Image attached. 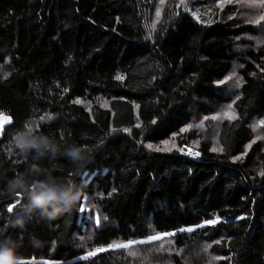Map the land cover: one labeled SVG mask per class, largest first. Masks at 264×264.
Segmentation results:
<instances>
[{"label":"trees","instance_id":"1","mask_svg":"<svg viewBox=\"0 0 264 264\" xmlns=\"http://www.w3.org/2000/svg\"><path fill=\"white\" fill-rule=\"evenodd\" d=\"M218 1L0 0V240L24 264H264V20ZM25 123L88 160L21 153ZM32 164L76 183L71 212L26 210Z\"/></svg>","mask_w":264,"mask_h":264},{"label":"clouds","instance_id":"2","mask_svg":"<svg viewBox=\"0 0 264 264\" xmlns=\"http://www.w3.org/2000/svg\"><path fill=\"white\" fill-rule=\"evenodd\" d=\"M13 142L21 153L34 154L37 160L59 153L81 165L88 160L85 146L73 143L62 147L54 137L37 132L28 123L15 133ZM27 175L32 177L31 183L22 177L13 183L12 188H19L23 192L27 199L26 210L38 212L41 218L53 220L63 213H69L81 199L82 191L73 180L53 176L51 171L38 164H32ZM19 246L11 238L0 240V264H21L17 252Z\"/></svg>","mask_w":264,"mask_h":264},{"label":"rangeland","instance_id":"3","mask_svg":"<svg viewBox=\"0 0 264 264\" xmlns=\"http://www.w3.org/2000/svg\"><path fill=\"white\" fill-rule=\"evenodd\" d=\"M227 0H219L218 2H226ZM232 5L236 6H240V11H239V15L241 18L248 20V21H252V20H256L259 17V14L256 12V10H258V7L253 4L251 2V0H236V2L232 3ZM264 8V5L261 7ZM211 9V8H210ZM212 10V9H211ZM194 19L195 21L202 23V24H207L210 23L209 18L206 17L205 15H203L202 13H194ZM262 26H264V21L263 23H261ZM263 34H264V30H263ZM233 78L236 80L235 76L233 75ZM224 110L223 109H219L216 112L210 114V121H213L214 124L220 123L222 120L224 119H229L231 117V115H224ZM213 117H218L216 119H213ZM205 123V119L202 118L200 122H197L195 125H193L191 128H194L196 130H204L206 127V125H204ZM253 124V123H252ZM252 127L254 129H256L259 133H260V129L258 127H256V124H253ZM189 129V127H188ZM187 128H185L183 131H186ZM216 133H217V127L213 128V132L211 135V151H217V153H219V149H217V142H216ZM182 134V131H181ZM181 134L178 135L177 138L172 137L171 139H169L168 141L164 142L161 145V149H163L164 151L167 150H172L175 148V146L177 145L176 142H178V139H180ZM258 139V138H256ZM197 148V144L194 142L193 145L191 147H183L179 150V154L183 155V156H194V152L195 149Z\"/></svg>","mask_w":264,"mask_h":264},{"label":"snow or ice","instance_id":"4","mask_svg":"<svg viewBox=\"0 0 264 264\" xmlns=\"http://www.w3.org/2000/svg\"><path fill=\"white\" fill-rule=\"evenodd\" d=\"M157 15H159V13H157ZM260 20H264V15L260 16L255 22L259 23ZM232 77H228V79H231ZM117 79H123V77H117ZM242 84V80H238L237 81V86H240ZM229 110H231V106H229ZM224 115H228V113H225ZM50 118V117H49ZM218 117H213V119H216ZM43 119V117H42ZM5 122H10V118H7L5 117L3 114H0V132L3 131V128H4V123ZM261 125L264 126V121H261ZM149 147L151 148L152 146L149 145ZM261 175H264V172L261 173ZM18 196L20 195L19 193L17 194ZM16 203H19V200H17ZM16 207V204H13V205H10L9 208H8V211L9 212H12L13 211V208ZM81 211L83 212L84 211V207L82 206L81 207ZM217 221H209L208 223L210 224H214L216 223ZM99 223V217H97V224ZM192 229H188V231H191ZM152 240H158V239H161L160 236H153L151 238ZM130 245L129 244H124V245H116V247H129ZM105 249H98V251H104ZM95 253L94 252H90L89 255H94ZM21 264H24L23 261H21Z\"/></svg>","mask_w":264,"mask_h":264}]
</instances>
